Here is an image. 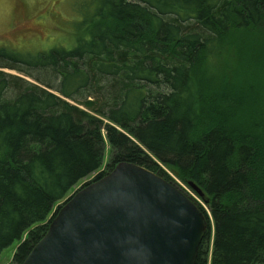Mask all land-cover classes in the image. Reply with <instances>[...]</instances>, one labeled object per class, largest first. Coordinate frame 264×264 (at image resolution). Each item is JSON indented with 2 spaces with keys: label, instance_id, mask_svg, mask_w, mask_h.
<instances>
[{
  "label": "trees",
  "instance_id": "1",
  "mask_svg": "<svg viewBox=\"0 0 264 264\" xmlns=\"http://www.w3.org/2000/svg\"><path fill=\"white\" fill-rule=\"evenodd\" d=\"M86 14L73 46L0 45V255L22 264L75 186L130 161L204 192L196 264H264V0Z\"/></svg>",
  "mask_w": 264,
  "mask_h": 264
},
{
  "label": "water",
  "instance_id": "2",
  "mask_svg": "<svg viewBox=\"0 0 264 264\" xmlns=\"http://www.w3.org/2000/svg\"><path fill=\"white\" fill-rule=\"evenodd\" d=\"M207 229L205 213L176 184L122 161L62 203L22 264H196Z\"/></svg>",
  "mask_w": 264,
  "mask_h": 264
},
{
  "label": "rangeland",
  "instance_id": "3",
  "mask_svg": "<svg viewBox=\"0 0 264 264\" xmlns=\"http://www.w3.org/2000/svg\"><path fill=\"white\" fill-rule=\"evenodd\" d=\"M101 2L102 0H0V45L27 51L73 46L80 35L81 23L88 17L86 11L97 10ZM6 71L25 76L16 70ZM109 153L107 146L106 159L100 171L104 169ZM167 172L174 184L209 211L207 203L200 196L170 170L167 169ZM96 174L81 181L72 193L86 182L92 181ZM63 202L64 200L59 202L54 211ZM212 244L211 239L210 251ZM18 245L19 242H15L4 249L0 255V264H11Z\"/></svg>",
  "mask_w": 264,
  "mask_h": 264
}]
</instances>
